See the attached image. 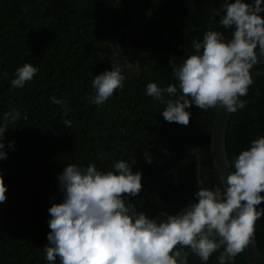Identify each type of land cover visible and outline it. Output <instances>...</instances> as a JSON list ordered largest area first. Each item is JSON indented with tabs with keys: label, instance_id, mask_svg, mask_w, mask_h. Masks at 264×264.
Instances as JSON below:
<instances>
[{
	"label": "trees",
	"instance_id": "obj_1",
	"mask_svg": "<svg viewBox=\"0 0 264 264\" xmlns=\"http://www.w3.org/2000/svg\"><path fill=\"white\" fill-rule=\"evenodd\" d=\"M133 2L134 27L119 41L121 46L128 41L130 51L122 53L115 38L132 18L126 0H0V125L12 109L22 114L5 132L6 143L14 142L15 150L5 148L7 159L0 160L7 188V199L0 203V264H48L43 252L50 232L48 209L61 202L57 175L69 164L93 163L103 171L117 160L135 158L132 171L142 173L143 190L132 202L150 217L163 211L177 214L192 199L198 160L190 152L200 158L203 186L219 183L211 154L216 109L193 106L187 109L192 113L187 126L169 123L146 86L175 84L170 60L178 65L193 54V41L202 40L205 31L231 38V30L219 26L220 17L212 18L222 0ZM118 61H139V74L126 69L124 87L104 105L91 104L94 76ZM25 62L40 70L23 88H12L13 74ZM251 75L254 84L241 97L247 105L229 119V162L264 136V65L251 69ZM51 97L67 101V116ZM65 120L71 127L64 126ZM255 233L264 256V218ZM219 254L213 253L207 264H217ZM188 264L201 262L190 255ZM234 264H246L245 252Z\"/></svg>",
	"mask_w": 264,
	"mask_h": 264
},
{
	"label": "clouds",
	"instance_id": "obj_2",
	"mask_svg": "<svg viewBox=\"0 0 264 264\" xmlns=\"http://www.w3.org/2000/svg\"><path fill=\"white\" fill-rule=\"evenodd\" d=\"M262 14L264 0H222L212 18L215 22L220 17L219 26L231 30V38L205 31L202 40L193 41V54L178 65L170 60L175 84H147L146 94L163 106L166 122L187 126L192 115L187 109L193 106L205 112L222 108L227 114L246 107L241 97L254 84L251 69L264 57ZM126 69L138 75L140 62H112L111 70L95 75L90 103L102 106L122 89ZM39 70L25 62L14 72L11 87L23 88ZM50 99L68 115L66 100ZM21 115L12 109L3 116L0 160L7 159L5 148L15 150L14 142L6 143L5 132ZM64 126L71 127V121L65 120ZM144 158L152 162L147 151ZM134 163L135 158L120 159L103 171L93 163L69 164L57 175L61 202L48 209L50 232L43 248L48 264H188L190 255L207 264L216 252L217 264H234L253 242L257 221L264 218V207H259L264 203V136L250 141L229 162L230 171L226 177L220 174L219 183L205 187L198 179L192 199L177 214L163 211L150 217L137 211L132 198L139 197L143 185L142 173L132 171ZM6 192L0 174V203L6 201Z\"/></svg>",
	"mask_w": 264,
	"mask_h": 264
},
{
	"label": "water",
	"instance_id": "obj_3",
	"mask_svg": "<svg viewBox=\"0 0 264 264\" xmlns=\"http://www.w3.org/2000/svg\"><path fill=\"white\" fill-rule=\"evenodd\" d=\"M126 4H128L132 9V18L130 24H128L127 27L122 28L121 31L118 33L117 37L115 38L116 46L119 49L121 48L119 41L122 33L126 32L127 30L130 31L131 29H133L134 23L136 21L137 12L135 11L133 0H126ZM258 65H264V57H260L258 63L254 67ZM230 116L231 114H227L222 108L216 109L212 123L211 154L219 178H220V174L223 177H226V175L230 171V169L228 168L229 159L226 150V133H227V127ZM190 154H194L198 160L197 173H196V178L198 180L200 179V169H201L200 158L197 154L193 152H190ZM245 261L246 264H260V261H264V256L260 254L257 248L256 233L253 238V242L245 250Z\"/></svg>",
	"mask_w": 264,
	"mask_h": 264
},
{
	"label": "flooded vegetation",
	"instance_id": "obj_4",
	"mask_svg": "<svg viewBox=\"0 0 264 264\" xmlns=\"http://www.w3.org/2000/svg\"><path fill=\"white\" fill-rule=\"evenodd\" d=\"M130 21H131V20H130ZM130 21H129L127 24H130ZM134 24H135V23H134ZM127 26H128V25H127ZM127 26H126V27H127ZM120 39H121V38H120ZM120 46H121V44H120ZM125 46H126V47H125ZM118 49H119V48H118ZM120 51H121L122 53H124L125 51H128V52L130 51L128 41H125V40H124V41L122 42V46H121V48L119 49V52H120ZM129 56H130V54L126 55V56H125L126 59H127V58H130Z\"/></svg>",
	"mask_w": 264,
	"mask_h": 264
}]
</instances>
